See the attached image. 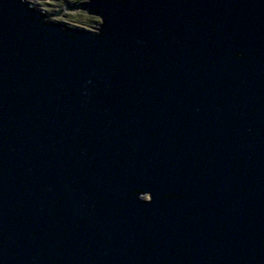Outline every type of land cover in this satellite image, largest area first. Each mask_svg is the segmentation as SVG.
Instances as JSON below:
<instances>
[{"label": "water", "instance_id": "obj_1", "mask_svg": "<svg viewBox=\"0 0 264 264\" xmlns=\"http://www.w3.org/2000/svg\"><path fill=\"white\" fill-rule=\"evenodd\" d=\"M0 264H264V0H0Z\"/></svg>", "mask_w": 264, "mask_h": 264}, {"label": "rangeland", "instance_id": "obj_2", "mask_svg": "<svg viewBox=\"0 0 264 264\" xmlns=\"http://www.w3.org/2000/svg\"><path fill=\"white\" fill-rule=\"evenodd\" d=\"M81 1L83 0H35L40 8L52 13L56 12L57 10H59V8H63L66 5H73ZM50 20L88 31L93 30L94 26L100 22V19L98 17L87 15L85 12L79 10H64L59 16H52ZM90 27H92L93 29Z\"/></svg>", "mask_w": 264, "mask_h": 264}]
</instances>
